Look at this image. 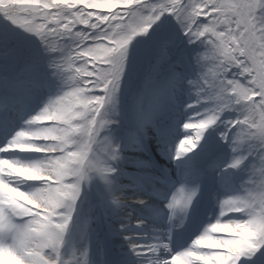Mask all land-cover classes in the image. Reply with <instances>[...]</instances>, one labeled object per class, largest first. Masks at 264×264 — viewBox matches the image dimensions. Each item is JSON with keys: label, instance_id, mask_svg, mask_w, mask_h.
Returning a JSON list of instances; mask_svg holds the SVG:
<instances>
[{"label": "snow or ice", "instance_id": "obj_1", "mask_svg": "<svg viewBox=\"0 0 264 264\" xmlns=\"http://www.w3.org/2000/svg\"><path fill=\"white\" fill-rule=\"evenodd\" d=\"M243 2L248 5V15L242 19L238 16L240 8L237 7L242 0H140L135 7L143 13V18L134 23L130 31L132 34L137 31L143 32L144 25L151 27L161 17L170 15L189 44H199L203 47V51L196 59L203 71L198 80H189L188 84L196 88L197 103L203 95L214 104L202 112H193L187 122L183 123L182 128L193 129V125L202 121L216 122L220 113L228 108L237 111V118L225 123L226 131L221 133L220 138L222 141L226 139L231 141L230 147L234 153H238L241 146L246 144L250 152H256L258 163L250 171L243 194L230 195L220 200L218 204L222 206L230 198L243 196L259 210L260 201L264 199V0ZM90 6L97 7L93 0H41V2L0 0V14L13 25L39 39L43 51L49 54L48 66L52 70V75L60 82L59 91L48 99L43 106L44 110L25 121L26 126L16 131L4 145L0 146V154H7L18 151L14 147L18 144L35 145L41 149L35 153H43V158L32 164H22L7 155H0V160L35 169H39L44 161L51 163L53 157H59L61 165L74 162L75 166L70 169L72 178L67 177L69 169H62L52 180L34 181L39 184L38 188L52 186L61 189L64 195L70 196L74 201L73 212L82 186L93 177H98L106 185H111L109 174L114 169L109 162L118 159L119 148H112V141L107 136L103 139L98 138L103 129L111 123L105 118V106L110 105L112 114L115 115L116 94L128 55V41L131 39V35L121 36L120 32L113 28V25L129 11L128 9L121 8L102 13L88 10ZM99 49H103V58L97 54ZM159 54L161 58L167 56L166 43L161 44ZM82 91L91 101L85 106L91 132L87 148H78L68 143L77 135V130L72 125L83 122L75 119V116H70L63 125L54 122L37 123V120L44 117L48 109L55 104L63 105L69 101L80 103ZM186 107L192 108L193 105ZM68 111H72L71 106ZM184 125L189 127L184 128ZM53 128L66 129L59 141L29 139L38 134L37 130ZM229 128L233 129L234 136H230L227 131ZM204 129V126L200 125V130L195 131V138H199V141ZM184 137H193V133L186 131ZM189 141L193 143V140ZM98 144H104V149L97 150ZM46 149L55 151H44ZM70 152H77V156H68L67 153ZM184 154L185 152L181 151L178 157ZM176 155L174 151V156ZM244 158L238 154L225 167L235 169ZM194 159L195 157H191L182 163L186 168H191ZM0 179L21 188L20 181L3 176H0ZM191 196L192 187H186L184 184L174 190L166 204L171 213L169 221L178 211L183 212L188 207ZM112 202L118 204L119 200L113 197ZM0 208L3 209V218L0 219V243L8 246L19 222L7 211L6 206L0 205ZM31 211L37 215L40 213L36 208ZM247 218L246 212L230 213L227 217L231 220ZM217 219L224 217L217 215L215 220ZM140 223L142 222H137ZM126 239L131 251L137 257H143L139 264H172L177 255L196 256L197 260L202 259L205 264L216 256L227 258L224 251H202L200 248L190 246L183 252L172 255L171 260L161 259L157 252L160 249L168 250L167 243L161 242L158 238L157 242L150 244L137 243L131 237ZM257 243L258 247L248 251L240 259L239 264H247V261L264 248V242ZM41 255L44 264H49V261L53 264H68V261L61 259L60 247L55 252L45 249ZM189 264L194 262L189 261Z\"/></svg>", "mask_w": 264, "mask_h": 264}, {"label": "rangeland", "instance_id": "obj_2", "mask_svg": "<svg viewBox=\"0 0 264 264\" xmlns=\"http://www.w3.org/2000/svg\"><path fill=\"white\" fill-rule=\"evenodd\" d=\"M94 2L99 3L100 0H94ZM88 10L108 12V9L91 6ZM169 20L170 15L166 18L165 25L157 30V34L154 31L153 34L157 36V41L152 43L150 50L146 49L144 42H142L131 51L132 54L135 53V56L150 55L154 62L166 68L167 73L162 75L153 73L149 81H147L148 78L143 79L145 72L142 71L134 76L129 71L122 77H134L138 87L133 92L132 90L128 92V97L127 94L123 96L122 100L129 101L133 93L129 103L120 105L121 110H116L115 115L112 114V111L110 112V117L114 118L116 123L109 125L98 138L103 139L104 136H107L112 143L119 144L120 159L118 163L109 162L114 169L109 174L111 185H106L98 177H93L82 186L74 207L72 220L60 247L61 259L68 261V264H114L116 261L119 262L118 264H139V260L143 257H137L131 251L126 237L133 238L137 243L140 242V233L133 226L132 220L142 216L143 207L148 198L158 199L155 194V183H160L162 187L164 185L166 187L162 197H159V201L165 204V210L156 215L164 218V221L170 222L169 231L174 228L171 225L175 224L176 221H169V210L166 207L171 197L169 190L171 186L178 187L181 182L185 181V175L178 173L175 161H172L175 160V147L179 146V140L183 138L184 129L182 125L186 122V115L211 108L214 102L202 95L200 102L197 103L196 88L188 84L189 80H198L203 71L196 62L198 54L203 51V47L199 44H189L179 28L176 26L169 28ZM17 42L18 40L13 44L10 43L7 48L10 54L17 56L18 61L13 57L7 68L0 72V76L4 75L0 87L4 91L3 94H7L9 105H11L9 102L13 97L19 96L20 98L21 95L23 102L27 104L26 110H31L29 116L32 117L43 108L50 97L59 91L60 82L52 75V70L48 66L47 53L42 51L37 57L21 60V55L27 54L28 46H18ZM163 43L167 45L165 58H161L159 54ZM140 68L143 69V66ZM160 79L162 84H160ZM155 80H159V85L152 88ZM123 87L124 85H120L118 94L123 91ZM187 105H193V107L188 108ZM7 107L8 105L1 106L0 111L7 113ZM127 107H131L132 110L126 111ZM237 115L238 113L234 108L223 110L219 119L208 127L212 129L210 136L200 141L199 148L203 149V152L195 154V156L205 158L218 154L222 150L221 155L227 161H232L238 154L245 157L237 167L238 169L249 162L252 169L255 161H251V158L256 154L255 151L250 152L247 145L244 144L241 151L234 153L230 147L231 141L227 139L222 141L220 138L221 133L226 131L225 123L236 119ZM2 121L5 126L4 129H0V146L4 145L14 135V131L22 129L18 123H11L8 116ZM133 128L138 130H134V134H128V131ZM227 131L230 136L234 135L233 129L229 128ZM165 153H169L171 162L161 160L160 156ZM0 155L18 159L15 152ZM38 155L43 158L44 154L38 153ZM222 165V162H217L208 172L215 174ZM130 168L136 174V180H134V175L124 172ZM119 173L122 174L120 177L125 174L124 178L128 182L134 184L133 181H135L137 183H135L136 186L133 190L139 192L140 201L143 203L139 201V204H136L134 208L121 203L115 193V188L119 182ZM205 174L206 172L198 174L190 185H185L189 188L198 186L197 196L187 213L193 212L192 218H197L199 230L186 238L184 247H177L174 251L169 250L170 247L168 250H161V259L171 260L172 255L186 250L185 247L191 245V241L199 235L203 228L215 221L219 210V199L215 197L213 191L215 180L212 179L210 184L212 190L204 200L203 180ZM32 186L38 187L39 184L32 182ZM113 197L119 200L118 204L112 202ZM183 228L184 225L181 230L178 228V233L175 236L170 235V240L171 237L181 238L186 231V228ZM164 240L163 242L169 243L165 236ZM177 257L178 259L176 258L172 264H178V260L182 259L180 255ZM249 262V264H264V248H261Z\"/></svg>", "mask_w": 264, "mask_h": 264}, {"label": "clouds", "instance_id": "obj_3", "mask_svg": "<svg viewBox=\"0 0 264 264\" xmlns=\"http://www.w3.org/2000/svg\"><path fill=\"white\" fill-rule=\"evenodd\" d=\"M140 0H100L99 3H93L100 8L108 9V12L116 11L117 9H128L129 11L120 21L113 25L115 31L120 32L121 36L131 35L128 44L138 35L146 34L150 25H144V31H137L132 34L131 26L142 20L143 13L135 6L139 4ZM240 8L238 16L246 18L248 15V5L243 2L237 5ZM115 19V18H114ZM226 22V21H224ZM97 54L103 58V49H99ZM107 62V61H105ZM91 101L81 92V102L74 101L65 102L63 105L55 104L50 107L47 114L38 119L37 123L54 122L57 125H63L68 121L70 116H75V119L83 121L79 124L72 125L77 130L75 138L68 141L69 145H76L78 148L88 147V137L91 135L89 131V124L87 122V115L85 106ZM72 107L69 112L68 108ZM42 108L40 111H43ZM106 119L111 121L109 125L116 123L114 118L110 117L111 107L105 106ZM80 113H84L80 115ZM212 121L211 123H214ZM207 121L199 122L192 127L200 130V125L206 129L211 125ZM184 128L189 127L184 125ZM38 134L29 139H44L59 141L60 137L65 133L64 128H53L51 130H37ZM193 140L192 144L187 141ZM199 141V138L185 137L179 140L175 151L177 153L175 158L181 152L183 146L184 152L193 149L194 145ZM19 152H38L41 149L31 144H18L14 146ZM104 144H98L97 150L104 149ZM112 148H119V144L112 143ZM44 151H55V149H46ZM111 151V149H109ZM68 156H77V152L67 153ZM87 155V153H86ZM118 159L111 161L118 163L120 159V152L117 153ZM52 162H42L39 169L27 166L13 165L10 161L0 160V176L8 177L13 181H20L22 184L28 181L38 180H52L53 176L59 174L62 169H69L67 177L72 178V169L74 162H66L60 164L59 157L51 158ZM198 193V186L192 187L191 200L188 202V207L183 212H177L172 220L176 223L171 227L180 228L184 223V216L189 210L190 205L196 198ZM0 205L6 206L7 211L15 217L19 223L15 226V231L11 235L8 246L0 243V264H44L42 253L45 249H51L53 252L64 242L65 233L69 228L72 220V212L74 201L70 196L63 194L59 188L47 186L45 188H38L34 186H26L25 190L16 188L12 184L7 183L6 180L0 179ZM33 208L39 209L40 213L34 214L31 210ZM218 215L224 219H217L213 223L207 224L201 233L197 235L190 246L204 245L205 248H212L215 245L225 246L224 256H216L211 259V264H239V261L245 254L258 247V241L264 242V199L260 201V209L258 210L245 197L230 198L223 205L218 204ZM247 213V219L231 220L227 219L230 213ZM47 214V215H45ZM171 215V213H169ZM3 218V209L0 208V219ZM171 220V221H172ZM231 233L225 237L223 234ZM205 248H200L205 251ZM49 264H53L49 261Z\"/></svg>", "mask_w": 264, "mask_h": 264}, {"label": "bare ground", "instance_id": "obj_4", "mask_svg": "<svg viewBox=\"0 0 264 264\" xmlns=\"http://www.w3.org/2000/svg\"><path fill=\"white\" fill-rule=\"evenodd\" d=\"M3 75L0 76V84L3 79ZM3 89L0 87V106L2 105H8L6 108V112L0 111V129H4V123L3 119L5 117L9 118L10 122H16L20 125V127L23 129L25 125V121L30 119L31 117L29 116L31 113H28V110H26V105L23 100L22 96H15L11 99L9 102L11 105L8 104V99H7V94H3ZM53 94V93H52ZM4 103V104H3ZM1 110V109H0ZM192 115V113H191ZM191 115H186V122L188 118ZM17 120V121H16ZM212 129L206 128L203 131V134L201 136V139H204L205 137L210 136V131ZM18 131V130H17ZM186 131H191L193 133V138H195V131L196 128L193 129H188L184 130L183 132V138H185ZM16 131H14L15 133ZM234 136V135H233ZM182 138V139H183ZM200 141L197 142L196 146L193 148L192 152L185 153L182 157L175 158V164L178 167V172L183 173L186 175L185 181L183 184L189 185L192 183V179L194 176L200 174V173H205V179L204 181V200L208 197L210 194L211 189V182L212 179L214 178V185H213V191L215 197H217L220 200L227 198L230 195H242L243 194V189L246 186L245 180L249 179L250 175V162L242 166L241 169L235 168H226L225 166L228 165L231 161H227L221 154L223 151H220L218 154H215L213 156H208L205 158H200V159H195L193 161V165L191 168H186L185 165L182 163L183 160H188L191 157H194V154L197 152L202 153L203 149L199 148ZM187 143L191 144V141H187ZM181 147V151H184L183 146ZM242 147V146H241ZM241 151V148L240 150ZM16 155H18V159L14 157V160L19 161L22 164H32L34 162L40 161L42 158L39 157L38 153L35 152H19L15 151ZM161 160L169 161L171 162V157L169 153L162 154L160 156ZM251 161H255L254 164L252 165L255 166L258 163V157L257 154H255L252 158ZM217 162H222L223 165L220 167V170L217 171L215 174H211L209 169L214 167L215 163ZM128 172L132 171L130 169L127 170ZM205 171V172H204ZM211 175H210V174ZM122 174L119 173L118 176V185L115 188V193L121 200V203L128 207H135L136 204H139V201L141 200V196L139 195L138 191H134L133 188L136 186V182L134 184L132 182H128L127 179L123 177H120ZM137 177L134 175V180H136ZM33 181H28L25 182L24 184H21V189L24 190L26 186L31 185L32 186ZM35 183V182H33ZM136 183V184H135ZM155 194L157 196L162 197V193L166 190L165 185L162 187L160 183H155ZM211 205V203H210ZM164 203L157 200V199H147L143 209L144 212H142L141 217H135L134 220H132L133 226L138 229L140 233V244H150V243H155L157 242V238L163 242L164 236L167 241H169L168 246L170 247L169 250L174 251L175 248L177 247H184V244L186 243V238L196 232L198 229V222L197 219L192 218V213H186L184 216V228H186V231L184 235L181 238H172L174 235H176L178 232V228L174 229L172 228V231H169L168 228H170V222H164V220L160 219L156 214L158 212L164 211ZM219 211V210H218ZM140 221L142 223L137 224V222ZM183 225L180 227H183ZM165 228V229H164ZM183 228V229H184ZM201 233V232H200ZM199 233V234H200ZM164 235V236H163ZM170 235H172L171 240H170ZM225 237L231 235V233H225L223 234ZM182 245V246H181ZM190 246L188 245L185 247V249H188ZM192 247L196 248H205L204 245H194ZM161 250H158L157 255L162 258ZM225 246L223 245H215L212 248H205V251H224ZM166 255V253H165ZM182 259L178 260V264H189V261L194 262V264H205L204 260H197L196 256L192 257H184L183 255H180ZM185 258V259H184ZM178 259V257H177ZM183 260H186L185 262ZM250 262L247 261V264ZM208 264H211V261H208Z\"/></svg>", "mask_w": 264, "mask_h": 264}, {"label": "trees", "instance_id": "obj_5", "mask_svg": "<svg viewBox=\"0 0 264 264\" xmlns=\"http://www.w3.org/2000/svg\"><path fill=\"white\" fill-rule=\"evenodd\" d=\"M26 2H29V0H26ZM35 2H41V0H35ZM91 11L107 13V11H105V12L104 11H94V10H91ZM167 17H161V19L159 21H157L156 24L152 25L149 28V30L146 34H141V35L136 36L129 43L128 55H127L126 60H125L124 72L122 73L121 81H120V85H124V87H123L124 89L121 93L118 94V92H117V94H116L115 111L121 110L120 105L128 103L127 100H122L123 96H126V94H127V97H128V95H129L128 92H130L131 90L133 92V90L138 87L137 83L134 81L135 80L134 77H127V78H122V77L125 74H127L129 71L131 72V74L133 76L136 73H138L139 71H142V72H145V74H143L144 77L143 76H141V77H143V79H146L152 75V73L154 72L153 70H157L158 67L160 66L157 62H154V59H151L150 55L146 56V55L142 54V55L135 56V53L134 54H130V53L140 43L146 42V40L148 39V37L150 36V34L152 32L157 31L158 29L162 28L165 25ZM169 21H170L168 24L169 28H174V26L179 28V26L177 25L174 18L170 17ZM156 37L157 36L153 34L150 37V40L148 42H146L144 47L146 49L150 50L152 43L157 41ZM15 39L19 40L18 46H21V47L28 46V49L26 50L27 54L24 55L25 58L37 57L38 54L43 51V48L40 45L39 39L37 37H35L33 34L25 32L19 26L13 25L2 14H0V63H3L8 58V56L10 55V51L8 50L7 47ZM48 58H49V54H48ZM155 60H157L156 57H155ZM127 63H128V65H127ZM139 64H140V66H139ZM142 66H143V69L140 68ZM129 80H131V82H129ZM123 93H124V95H123ZM132 96H133V93H132Z\"/></svg>", "mask_w": 264, "mask_h": 264}]
</instances>
